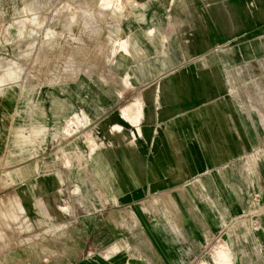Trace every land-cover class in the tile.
<instances>
[{
  "label": "rangeland",
  "instance_id": "374dc122",
  "mask_svg": "<svg viewBox=\"0 0 264 264\" xmlns=\"http://www.w3.org/2000/svg\"><path fill=\"white\" fill-rule=\"evenodd\" d=\"M197 10L234 17L227 28L213 19L204 32L188 16ZM197 58L234 64L227 98L234 123L223 146L210 147V164L201 156L188 163L182 152L177 165L190 176L164 183L203 188L195 196L207 197L206 209L183 202L163 210L168 218L181 208L182 222L208 218L180 227L182 245L202 252L193 264H264V0H0V230L29 218L53 185L69 188L68 201L81 207L106 199L85 192L114 184L97 155L119 169L114 153L124 152L136 170V147L125 127L99 123L114 110L124 114L133 99L126 112L136 118L150 76L166 77ZM50 160L66 177L46 174Z\"/></svg>",
  "mask_w": 264,
  "mask_h": 264
},
{
  "label": "crops",
  "instance_id": "0c3cea01",
  "mask_svg": "<svg viewBox=\"0 0 264 264\" xmlns=\"http://www.w3.org/2000/svg\"><path fill=\"white\" fill-rule=\"evenodd\" d=\"M188 16L193 27L204 32L214 27L213 19H217L216 27L227 28L234 17L228 10L190 11ZM10 28L6 27L5 33ZM1 48L10 47L7 44ZM194 61L166 77L161 73L150 76L136 118L126 112L135 107L133 99L124 114L114 110L105 123H99L118 132L125 127L136 147L132 159L136 170L127 167L125 163L131 159L124 152L114 153L116 161L124 163L119 169L112 168L98 154L95 163L109 166L108 177L114 184L86 187L87 194L109 196L103 201L84 203L83 207V203L68 201L69 188L51 186L46 192L48 200L33 205L29 218L14 219L18 220L14 223L4 220L3 225L14 229L6 228V234L0 230V264H193L199 257L203 259L202 252L182 245L179 231L182 223L188 226L200 220L206 224L208 218L189 216L182 222L181 208L175 209L174 217L167 218L163 206L189 202L200 205L203 211L207 197L205 200L195 195L206 192L201 187L164 183L166 179L176 181L190 176L188 170L178 168L182 152L188 163L200 161L201 156L207 165L211 161L210 147L223 146L226 131L234 123L227 100L231 85L229 66L234 64L215 58ZM183 145L186 148L182 149ZM50 161L52 169L46 174L57 179L66 177L67 171L53 169L56 164ZM166 193L175 197L166 201L161 197ZM212 220L211 215L209 221ZM27 226L29 233L23 236L19 227Z\"/></svg>",
  "mask_w": 264,
  "mask_h": 264
},
{
  "label": "bare ground",
  "instance_id": "6f19581e",
  "mask_svg": "<svg viewBox=\"0 0 264 264\" xmlns=\"http://www.w3.org/2000/svg\"><path fill=\"white\" fill-rule=\"evenodd\" d=\"M224 256V255H223ZM227 256V255H226ZM228 257V256H227ZM223 258V257H222ZM224 258H225V256H224ZM223 258V259H224ZM227 261H229V262H227ZM224 264H230V260H229V258H228V260H226V258L224 259Z\"/></svg>",
  "mask_w": 264,
  "mask_h": 264
}]
</instances>
